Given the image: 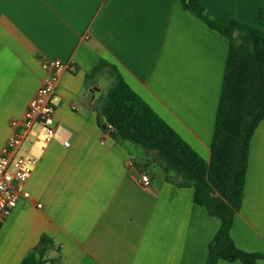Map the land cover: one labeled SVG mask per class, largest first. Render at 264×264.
Returning <instances> with one entry per match:
<instances>
[{
    "label": "crops",
    "instance_id": "crops-1",
    "mask_svg": "<svg viewBox=\"0 0 264 264\" xmlns=\"http://www.w3.org/2000/svg\"><path fill=\"white\" fill-rule=\"evenodd\" d=\"M200 1L213 17L245 24L264 8V0ZM42 57L71 67L53 95V141L24 136L19 154L38 163L29 198L0 222V264H20L42 236L52 240L47 258L60 264H205L219 220L193 202L192 188L153 174L139 147L111 137L100 144L97 107L112 78L93 72L114 66L208 162L226 39L178 0H0V151L41 83ZM230 237L264 264V118L249 141Z\"/></svg>",
    "mask_w": 264,
    "mask_h": 264
},
{
    "label": "trees",
    "instance_id": "trees-1",
    "mask_svg": "<svg viewBox=\"0 0 264 264\" xmlns=\"http://www.w3.org/2000/svg\"><path fill=\"white\" fill-rule=\"evenodd\" d=\"M178 1L227 41L209 161L205 162L131 90L116 68L105 62L93 72L95 76L107 70L112 78L98 102V124L101 130L111 126L114 140L139 147L148 156L149 166L160 170L167 182L192 188L193 202L219 220L205 264H257L263 256L239 250L230 230L243 199L249 141L264 118V8L257 9L252 24H245L213 17L200 0ZM51 246L52 240L42 236L20 264H60V257L47 258Z\"/></svg>",
    "mask_w": 264,
    "mask_h": 264
},
{
    "label": "built area",
    "instance_id": "built-area-1",
    "mask_svg": "<svg viewBox=\"0 0 264 264\" xmlns=\"http://www.w3.org/2000/svg\"><path fill=\"white\" fill-rule=\"evenodd\" d=\"M40 66L44 72L41 83L22 117L10 122V136L0 151V222L16 207L21 198H29L25 184L37 166L38 159L33 155L19 154L24 136L30 134L43 144L51 143L55 137L53 95L60 76L71 64L42 57ZM111 130L109 125L101 130L100 144L111 137ZM63 145L68 147L69 143L64 142ZM128 165L132 164L128 162ZM139 182L144 187L150 185V179L144 173H140Z\"/></svg>",
    "mask_w": 264,
    "mask_h": 264
},
{
    "label": "rangeland",
    "instance_id": "rangeland-1",
    "mask_svg": "<svg viewBox=\"0 0 264 264\" xmlns=\"http://www.w3.org/2000/svg\"><path fill=\"white\" fill-rule=\"evenodd\" d=\"M139 149H140V148H139ZM139 151H142V150L140 149ZM157 173H159V175L162 176V172H160L159 170H155V171H153V174H157Z\"/></svg>",
    "mask_w": 264,
    "mask_h": 264
},
{
    "label": "water",
    "instance_id": "water-1",
    "mask_svg": "<svg viewBox=\"0 0 264 264\" xmlns=\"http://www.w3.org/2000/svg\"><path fill=\"white\" fill-rule=\"evenodd\" d=\"M104 119V118H103Z\"/></svg>",
    "mask_w": 264,
    "mask_h": 264
}]
</instances>
